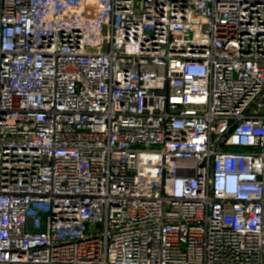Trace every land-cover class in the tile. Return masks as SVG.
<instances>
[{"label": "built area", "instance_id": "2783aa9c", "mask_svg": "<svg viewBox=\"0 0 264 264\" xmlns=\"http://www.w3.org/2000/svg\"><path fill=\"white\" fill-rule=\"evenodd\" d=\"M0 264H264V0H0Z\"/></svg>", "mask_w": 264, "mask_h": 264}, {"label": "water", "instance_id": "95a60500", "mask_svg": "<svg viewBox=\"0 0 264 264\" xmlns=\"http://www.w3.org/2000/svg\"><path fill=\"white\" fill-rule=\"evenodd\" d=\"M223 138H224V136L218 140V142L216 143V146L219 145L220 141H221Z\"/></svg>", "mask_w": 264, "mask_h": 264}]
</instances>
